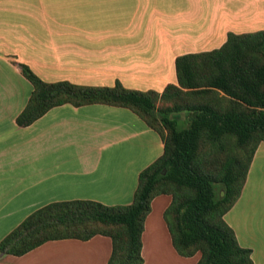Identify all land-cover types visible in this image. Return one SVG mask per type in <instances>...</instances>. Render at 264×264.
I'll return each mask as SVG.
<instances>
[{
	"label": "crops",
	"instance_id": "obj_1",
	"mask_svg": "<svg viewBox=\"0 0 264 264\" xmlns=\"http://www.w3.org/2000/svg\"><path fill=\"white\" fill-rule=\"evenodd\" d=\"M262 29L264 0H0V240L48 203L129 204L139 172L163 148L131 110L103 104H63L18 126L31 93L18 63L47 82L119 81L162 92L177 84V56L218 48L229 32ZM178 116L183 124L185 113ZM169 203L166 194L151 201L142 264L168 262L161 250L177 259L163 219ZM224 220L239 245L251 249L253 263L264 264V141ZM110 253V238L96 235L50 240L20 256L1 255L0 264H106ZM184 258L195 264L199 256Z\"/></svg>",
	"mask_w": 264,
	"mask_h": 264
},
{
	"label": "trees",
	"instance_id": "obj_2",
	"mask_svg": "<svg viewBox=\"0 0 264 264\" xmlns=\"http://www.w3.org/2000/svg\"><path fill=\"white\" fill-rule=\"evenodd\" d=\"M31 84L15 118L28 126L53 107L103 104L131 110L162 141V153L137 176L127 205L74 199L43 205L0 240V256H20L50 240L109 237L106 264H142V231L152 199L163 211L176 253L195 264H254L224 214L238 200L257 145L264 141V29L229 32L218 48L175 58L177 84L162 92L42 80L18 63ZM185 113L182 123L178 114Z\"/></svg>",
	"mask_w": 264,
	"mask_h": 264
},
{
	"label": "rangeland",
	"instance_id": "obj_3",
	"mask_svg": "<svg viewBox=\"0 0 264 264\" xmlns=\"http://www.w3.org/2000/svg\"><path fill=\"white\" fill-rule=\"evenodd\" d=\"M255 174V171H253V174L252 175H254ZM171 250V249H170ZM171 252H172V250H171ZM158 254L159 255H163V257H167L166 259L168 260V262H166L165 260L163 261V264H190L189 262L190 261H185V260H188V259H186V258H184V257H181L180 255H173V256H176V258L177 259H175V257H172V256H170V255H172L171 253L168 255L165 251H163V250H161V251H159L158 252ZM164 254H166V255H164ZM195 255V254H194ZM196 255H198L199 256V253L197 252L196 253ZM179 258V259H178ZM183 258V259H182ZM252 258V257H251ZM180 259H182L183 261H181ZM192 260V259H191ZM180 261H181V263H180Z\"/></svg>",
	"mask_w": 264,
	"mask_h": 264
}]
</instances>
